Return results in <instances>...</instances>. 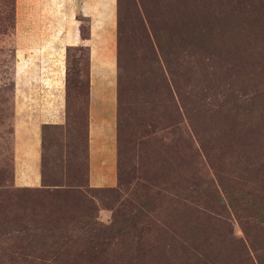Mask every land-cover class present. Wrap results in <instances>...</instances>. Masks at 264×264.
I'll list each match as a JSON object with an SVG mask.
<instances>
[{
	"label": "rangeland",
	"instance_id": "374dc122",
	"mask_svg": "<svg viewBox=\"0 0 264 264\" xmlns=\"http://www.w3.org/2000/svg\"><path fill=\"white\" fill-rule=\"evenodd\" d=\"M260 205L264 0H0V264H259Z\"/></svg>",
	"mask_w": 264,
	"mask_h": 264
},
{
	"label": "crops",
	"instance_id": "0c3cea01",
	"mask_svg": "<svg viewBox=\"0 0 264 264\" xmlns=\"http://www.w3.org/2000/svg\"><path fill=\"white\" fill-rule=\"evenodd\" d=\"M111 4L115 5L114 2ZM83 10L85 11L86 16L89 17V28H90V25H95L94 34L95 33L98 34L97 32L100 31L98 27L102 28L103 31H104V29H106V23H105L106 19L100 18V19L96 20V13L92 10L90 11L88 6H86L85 9L83 8ZM95 10L97 11V9H95ZM103 23H105V25ZM92 29L93 28L91 26V30L89 29L90 33L88 35V38L84 39L86 47H87V51L89 54L88 55L89 56V60H88L89 80H90V77L92 76V72H94L96 68L99 70H100V68H102L100 66V62L96 61V55L99 54L98 51H99V47L101 44V41L99 39H105V35H102L99 38H97V35H95L96 39L98 41L95 38H93L94 35L92 33ZM93 52H94V55H93ZM89 86H91V85L89 84ZM45 122L46 121H44L43 123H45ZM39 125H40V123L38 124V127H39ZM14 134H15V136H14L13 145H12L13 159L16 158L17 162H19V163L21 162V164H22V175H24V174L26 175V172H28V169L32 168L30 170L31 176H32L31 177L32 183L34 185L36 183L38 184L39 180H40L39 172L37 170V167L39 166L38 158H39V151H40V149H39V145H40L39 135L37 134V136L35 135L33 139H28L30 141H26V138H24L25 133H24L23 129H20L18 132L14 133ZM94 143H95V140H94ZM19 165L20 164H18V165L15 164V166H19ZM15 169L18 170L17 167Z\"/></svg>",
	"mask_w": 264,
	"mask_h": 264
},
{
	"label": "trees",
	"instance_id": "16d2710c",
	"mask_svg": "<svg viewBox=\"0 0 264 264\" xmlns=\"http://www.w3.org/2000/svg\"><path fill=\"white\" fill-rule=\"evenodd\" d=\"M116 3H117V0H116ZM115 7H116V5H115ZM88 54V53H87ZM118 52H117V32H116V55H115V68H116V72H117V62H118ZM87 80H86V88H87V93H88V91H89V73H88V56H87V78H86ZM118 95H119V93H117V101H118ZM119 107V106H118ZM123 122V121H122ZM122 122L120 121V113H119V108L117 109V122H116V127H117V139H119V129L122 127L121 125H122ZM121 126V127H120ZM77 207V206H76ZM257 210H261L260 212H256V216H258L259 218H260V221L259 222H261V219H262V216H264V207L263 206H257ZM68 211H71L70 213H68ZM68 211H66V213H65V215L66 214H68V216L66 217V218H68L69 219V217H70V219L71 218H73L72 220H71V224H72V227H75V225H77V221H79V218L81 217V216H79V214H76L77 213V211H74V210H68ZM73 211H74V216H73ZM65 215H64V218H65ZM65 218V220H67ZM42 221L44 220L45 222H47V224H48V226L50 225L51 227L55 224V223H57L59 220L58 219H56V218H52V219H49V218H44V219H41ZM67 221H69V220H67ZM58 224V223H57ZM68 224V223H67ZM56 225V224H55ZM47 226V227H48ZM86 234V233H85ZM259 237V236H258ZM261 238H258V241H259V243H260V246H258V249L259 250H261V251H263V249H264V237H262V236H260ZM80 238H85V237H80ZM89 239H92V237H90ZM256 239H257V237H256ZM256 239L254 240V243L256 242ZM259 264H264V255L262 256V260L260 259V261H259Z\"/></svg>",
	"mask_w": 264,
	"mask_h": 264
}]
</instances>
